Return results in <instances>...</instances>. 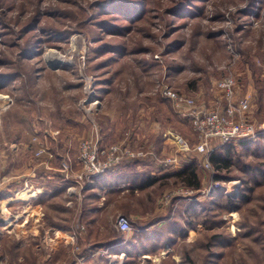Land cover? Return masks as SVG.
I'll list each match as a JSON object with an SVG mask.
<instances>
[{
  "label": "rangeland",
  "instance_id": "374dc122",
  "mask_svg": "<svg viewBox=\"0 0 264 264\" xmlns=\"http://www.w3.org/2000/svg\"><path fill=\"white\" fill-rule=\"evenodd\" d=\"M231 76L264 127V0H0V264H264V134L232 141L217 168L227 146L198 153L161 92L223 108ZM113 146L144 155L90 175ZM120 164L129 190L88 193ZM188 164L198 189L176 176ZM41 166L67 188L27 210L12 189ZM119 216L154 237L125 244Z\"/></svg>",
  "mask_w": 264,
  "mask_h": 264
},
{
  "label": "built area",
  "instance_id": "2783aa9c",
  "mask_svg": "<svg viewBox=\"0 0 264 264\" xmlns=\"http://www.w3.org/2000/svg\"><path fill=\"white\" fill-rule=\"evenodd\" d=\"M221 93H223V108L209 109L196 106L194 100L184 94L175 91L169 86L161 89L162 94L168 99L173 108L184 116L188 117L193 124L195 133L200 138L196 150L201 154H208L212 147V140H221V142L247 141L258 138L264 133V127H257L248 119V112L251 107V101L248 96L237 100L235 96L236 81L231 77L219 80L217 84ZM98 150V149H97ZM97 150H95L97 152ZM43 151V150H42ZM42 151L38 152L41 154ZM102 155L106 156V161L96 158L92 155L89 158L87 170L90 175H99L108 168L118 164L123 158L143 156L142 152L135 153L130 149L122 151L120 146H113L110 149L102 150ZM165 163L174 162L173 158H166ZM204 165L209 168L210 162L207 160ZM219 184H217L218 186ZM119 229L124 233H130L132 226L129 220L124 216L117 219ZM83 260L80 261V264Z\"/></svg>",
  "mask_w": 264,
  "mask_h": 264
},
{
  "label": "crops",
  "instance_id": "0c3cea01",
  "mask_svg": "<svg viewBox=\"0 0 264 264\" xmlns=\"http://www.w3.org/2000/svg\"><path fill=\"white\" fill-rule=\"evenodd\" d=\"M262 134H264V133H262ZM40 168H41L42 175L40 174L39 171L37 172V176H36V172L34 174L33 171H30V172L27 171V174L25 175L27 187H25L24 184H22L21 186L17 185V186H15V188L13 187V189L11 188L12 190H16V192L18 191L17 195H21L23 192L26 191V193H27L26 199H27L28 206H29L27 210L33 209L36 204H38V203L40 204L46 198H49V197L53 198L60 193L63 194V192H65V190L67 188V184L63 183V180L61 181V178L55 177V174H57V173H54L53 170H50L48 168H44L42 166ZM126 169H133V166L130 164H123V165L120 164V165L112 168L110 171H108V173L104 174L103 176L94 177L87 186L88 193L96 196L95 193L97 191L99 192V189H101L103 192L104 191L105 192L119 191V192H122V195H123L124 191H127L130 189V188H128V186L129 187L131 186V181H132V179L130 177H126L125 175H123V176L121 175L122 173H124L126 171ZM17 182H19V180ZM20 187H22V189H20ZM88 203H91V201H89ZM89 211L92 213L93 209H90ZM127 213H129V212H127ZM130 214H131V212H130ZM129 222H130V220H129ZM147 229H149V228H146V229L142 228L140 230V229H133V227H132V231L130 232V233H132V235L130 236V239H128V241H127V239L124 240V242H126L125 244L129 245V243L131 242L132 239H135V240H139V239L150 240V239H152V237H154L153 234L148 235V234L144 233V232L148 231ZM121 234L125 235L127 233L123 232ZM133 241H132V243H133Z\"/></svg>",
  "mask_w": 264,
  "mask_h": 264
},
{
  "label": "trees",
  "instance_id": "16d2710c",
  "mask_svg": "<svg viewBox=\"0 0 264 264\" xmlns=\"http://www.w3.org/2000/svg\"><path fill=\"white\" fill-rule=\"evenodd\" d=\"M111 12V11H110ZM112 13H117L118 12H112ZM124 16L125 15H128L127 13H130L128 11H125L124 12ZM119 18V17H118ZM38 20H36L37 22ZM231 142H225V143H222V147H226L227 145H229ZM230 149H231V146H227L225 148V152L226 154L223 155V154H216V153H213L211 156H210V162L217 168H227L228 165H227V158L226 156L229 155L230 153ZM224 152V153H225ZM184 184L188 185V186H191L195 189H198L200 188L201 186V182L199 180V177L197 175V172L195 170V167L193 165H190L188 164L186 167H184V169H182L180 172L177 173L176 175ZM217 180L221 179V176H216ZM233 207L232 208H235V204L232 205Z\"/></svg>",
  "mask_w": 264,
  "mask_h": 264
},
{
  "label": "bare ground",
  "instance_id": "6f19581e",
  "mask_svg": "<svg viewBox=\"0 0 264 264\" xmlns=\"http://www.w3.org/2000/svg\"><path fill=\"white\" fill-rule=\"evenodd\" d=\"M49 57L55 61H58V62H62L64 60L63 57L55 51L51 52L49 54Z\"/></svg>",
  "mask_w": 264,
  "mask_h": 264
}]
</instances>
